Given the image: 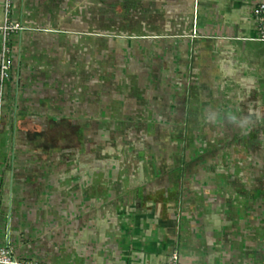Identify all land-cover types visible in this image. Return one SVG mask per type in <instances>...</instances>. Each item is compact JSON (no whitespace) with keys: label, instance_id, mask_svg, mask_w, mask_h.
I'll use <instances>...</instances> for the list:
<instances>
[{"label":"crops","instance_id":"obj_1","mask_svg":"<svg viewBox=\"0 0 264 264\" xmlns=\"http://www.w3.org/2000/svg\"><path fill=\"white\" fill-rule=\"evenodd\" d=\"M262 1L15 0L0 244L36 264H264Z\"/></svg>","mask_w":264,"mask_h":264},{"label":"built area","instance_id":"obj_2","mask_svg":"<svg viewBox=\"0 0 264 264\" xmlns=\"http://www.w3.org/2000/svg\"><path fill=\"white\" fill-rule=\"evenodd\" d=\"M15 0H4L3 13L4 23L0 26V35L2 36V45L0 50V133L3 123L4 104L6 97V86L10 79L11 72V49L10 39L14 34H20L25 30V27L20 22H15L11 19ZM253 16L257 24L258 38L257 41L264 44V1L258 3L254 10ZM10 223V217H9ZM0 264H36L30 261L19 260L9 241L6 244H0ZM166 264H180L179 256L173 253Z\"/></svg>","mask_w":264,"mask_h":264},{"label":"clouds","instance_id":"obj_3","mask_svg":"<svg viewBox=\"0 0 264 264\" xmlns=\"http://www.w3.org/2000/svg\"><path fill=\"white\" fill-rule=\"evenodd\" d=\"M234 119V118H233Z\"/></svg>","mask_w":264,"mask_h":264}]
</instances>
